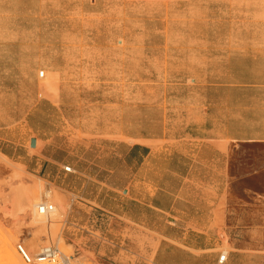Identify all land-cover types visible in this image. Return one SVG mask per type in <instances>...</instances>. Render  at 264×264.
I'll list each match as a JSON object with an SVG mask.
<instances>
[{"label":"rangeland","instance_id":"rangeland-1","mask_svg":"<svg viewBox=\"0 0 264 264\" xmlns=\"http://www.w3.org/2000/svg\"><path fill=\"white\" fill-rule=\"evenodd\" d=\"M163 237L264 264V0H0V264Z\"/></svg>","mask_w":264,"mask_h":264},{"label":"crops","instance_id":"crops-1","mask_svg":"<svg viewBox=\"0 0 264 264\" xmlns=\"http://www.w3.org/2000/svg\"><path fill=\"white\" fill-rule=\"evenodd\" d=\"M142 205L156 211L157 213L164 214L169 211L168 209H164L156 205L155 206L145 205V204H142ZM132 223L138 226L136 221H133ZM132 234L140 236V237L143 235V233L138 230L132 231ZM185 239H186L185 237L183 239H178V240L174 238L163 237V240L166 241L168 244L164 245L163 241H161L158 249L156 250V252H154L153 264H204L203 261L202 262L198 261L197 258L204 256L205 253L210 250L206 249L205 247H199V246L190 245L187 243L179 244L175 242V241L181 242V240H185ZM190 257H195L196 260L192 261L190 260ZM219 257L216 261V264H218Z\"/></svg>","mask_w":264,"mask_h":264},{"label":"built area","instance_id":"built-area-1","mask_svg":"<svg viewBox=\"0 0 264 264\" xmlns=\"http://www.w3.org/2000/svg\"><path fill=\"white\" fill-rule=\"evenodd\" d=\"M41 77H44V73H41ZM64 173L73 174L74 171L70 167H65ZM36 210L40 215L50 217L56 208L48 202H43L37 205ZM16 251L25 264H69L71 261V257H67L54 246L43 247L39 252L31 254L23 244H18ZM227 261L228 255L221 254L218 264H226Z\"/></svg>","mask_w":264,"mask_h":264},{"label":"bare ground","instance_id":"bare-ground-1","mask_svg":"<svg viewBox=\"0 0 264 264\" xmlns=\"http://www.w3.org/2000/svg\"><path fill=\"white\" fill-rule=\"evenodd\" d=\"M30 201V200H29ZM40 217V216H39ZM42 221L45 222V219H42V217H40ZM38 219V218H37ZM38 221V220H37ZM40 221V222H42ZM33 244V243H32ZM4 250H5V260H6V264H21L20 261L18 260V256L16 257L9 249L10 247V243L9 242H4ZM12 250V249H11Z\"/></svg>","mask_w":264,"mask_h":264},{"label":"water","instance_id":"water-1","mask_svg":"<svg viewBox=\"0 0 264 264\" xmlns=\"http://www.w3.org/2000/svg\"><path fill=\"white\" fill-rule=\"evenodd\" d=\"M36 145H37V141H36V140H33V141L31 142V146H32L33 148H35Z\"/></svg>","mask_w":264,"mask_h":264}]
</instances>
